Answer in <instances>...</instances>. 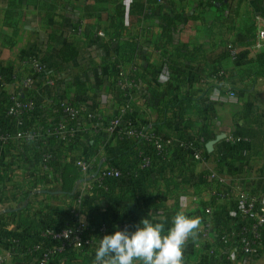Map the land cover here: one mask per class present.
Listing matches in <instances>:
<instances>
[{
  "label": "crops",
  "instance_id": "crops-1",
  "mask_svg": "<svg viewBox=\"0 0 264 264\" xmlns=\"http://www.w3.org/2000/svg\"><path fill=\"white\" fill-rule=\"evenodd\" d=\"M263 13L264 0H0V123L15 129L5 116L9 96L20 91L11 77L32 75L23 64L30 58L46 66V74L34 77L31 89L24 91L36 105L37 130L45 135L66 102L97 116L68 124L75 138L66 144L47 136L45 142L0 146L1 264H36L27 243L42 244L43 229L69 224L74 210L86 218L96 244L49 264H92L99 221L123 220L134 230L144 217L164 218L167 228L176 212L184 211L200 218V228L207 208L214 217L210 237L205 243L197 241V232L189 237L184 264H264V238L251 252L239 239L232 195L259 194L264 205V148L226 142L246 107L264 120V80L249 76L240 59L221 58L229 44L264 51L255 48L264 31ZM65 47L76 50L73 60L60 59ZM219 69L225 76L213 79ZM132 77L133 90L122 94L117 82ZM46 79L54 85L47 86ZM227 102H236L234 109ZM121 109L124 119L148 125L159 136L195 140L203 161L177 152L174 144L140 178L96 187L76 168V160L90 164V177L116 165L130 171L136 156L151 150L125 151L117 135L106 130ZM43 152L52 156L46 170ZM212 172L225 180L216 197L210 194Z\"/></svg>",
  "mask_w": 264,
  "mask_h": 264
},
{
  "label": "built area",
  "instance_id": "built-area-1",
  "mask_svg": "<svg viewBox=\"0 0 264 264\" xmlns=\"http://www.w3.org/2000/svg\"><path fill=\"white\" fill-rule=\"evenodd\" d=\"M81 27L78 28V33L81 32ZM257 50H264V31H260L257 36L255 45ZM230 58L236 60L234 50H230ZM3 62L0 61V65ZM23 64L27 65L32 75L27 76L23 80H17L15 76L11 77V82L19 88L18 93L9 96V106L6 110V118L11 119L14 123L15 131H11L7 126L0 123V146L6 147L14 142L34 143L37 140L44 141V138L56 136L62 143H68L75 138V131L68 127V124H83L92 122L97 119L96 114L86 111L83 107L77 106L74 103L66 102L60 106V119L48 127L44 135L35 127L37 121V108L31 98L24 97V91L30 90L33 84L34 77H41L46 74V66L38 58L24 59ZM225 76L223 70L216 71L213 79L220 80ZM47 86H53L54 80L46 79ZM135 84L133 80L120 79L117 82L118 89L123 93H129L133 90ZM231 97L234 94H230ZM124 111H118L117 116L106 123V130L115 133L120 140H142L147 143L154 153V156L159 160H164L169 152V149L175 144L184 151H188L193 160L197 162L203 161L200 148L196 147L193 140L187 142L175 141L171 137H162L153 133V130L143 125L138 126L130 120L123 118ZM229 145L247 143L248 140L234 138L229 136L226 138ZM52 160V156L48 152H43L41 156V164L43 169H48ZM154 162L150 154L140 152L136 168L138 171L147 170ZM79 172L94 182L95 186L103 189L106 182L109 180H119L126 176V173L116 167H107L98 171L94 176H90L91 166L88 162L78 159L74 162ZM88 175V176H86ZM209 181L212 184L210 194L212 197L218 196V188L225 185V180L216 172L211 173ZM233 199L239 204L237 208V218L239 219V235L247 237L245 251L251 252L258 245L263 244L264 238V205L261 203L259 194L248 193L244 191L232 192ZM205 219L201 227L197 231V241L205 243L210 237L213 228L212 223V208L205 209ZM116 226L123 229L127 227L129 230L132 226L128 222H119ZM107 233V227L102 225L98 229L99 236ZM43 241L50 243V246L43 252L38 260V264H49L51 259L58 254H65L71 250H80L84 247H93L96 242L88 233L86 218L78 211L72 212V221L70 224L62 227H46L42 231ZM3 258L0 257V264Z\"/></svg>",
  "mask_w": 264,
  "mask_h": 264
},
{
  "label": "clouds",
  "instance_id": "clouds-1",
  "mask_svg": "<svg viewBox=\"0 0 264 264\" xmlns=\"http://www.w3.org/2000/svg\"><path fill=\"white\" fill-rule=\"evenodd\" d=\"M200 218L177 211L166 228L164 218H142L129 230L113 226L99 238L92 264H184V247L194 237Z\"/></svg>",
  "mask_w": 264,
  "mask_h": 264
},
{
  "label": "trees",
  "instance_id": "trees-1",
  "mask_svg": "<svg viewBox=\"0 0 264 264\" xmlns=\"http://www.w3.org/2000/svg\"><path fill=\"white\" fill-rule=\"evenodd\" d=\"M92 1H94V2H107V3H111V2L116 3L117 2V0H92ZM214 3L223 4V0L217 1V2L214 1ZM120 7L121 6L119 5L116 8V14L115 15L117 17L121 13V11H119ZM231 49L235 51L236 58H238L244 62V65L246 67L245 72L247 74H249V76L253 77L254 80H257V79H263L264 80V51H259V52L253 53L252 51H249L246 49L236 50L234 48L233 44H229L227 49L223 51L221 58L223 59L225 57L230 56V50ZM76 54L77 53H76L75 49L65 47V48L61 49V51H60V59L62 61L71 60V59L73 60L76 57ZM219 70H222V69H219ZM216 71H218V70H216ZM216 71H215V73H216ZM224 74H225V72H224ZM130 80H133L134 84H135V82H136L135 77H132ZM122 94H124V93L122 92ZM239 114H240L238 117L239 123H236L235 128L233 129V131L231 133L232 137L240 138V139H246V140H248V142H251L250 144L254 145L256 148L263 149L264 148V120L261 117V115L253 107H249V109L246 107ZM137 125L141 126L140 124H137ZM143 126L147 127L148 125H143ZM10 130L15 131V129L14 130L10 129ZM153 133L156 134L154 129H153ZM118 139H119V137H118ZM188 140H191V139H184V140H177V141L187 142ZM119 141L123 145L122 147L125 148V151H129V149H133V150H137V152H138L139 150L141 151L144 146L149 147L147 145V143L143 142L142 140H131V139L120 140L119 139ZM193 141H194L196 147L200 148L198 143L195 140H193ZM175 147H176L175 150L181 154H190L188 151H184V150L180 149L179 147H177V145ZM149 149H150V147H149ZM141 152L144 153V151H141ZM146 154H150L153 157L154 161L155 160L160 161L159 159H157V157L154 156V153L151 150L149 153H146ZM137 160H138V155L136 156V161L132 164V169L130 171L122 170V167L120 165L115 166L117 169L122 170L123 172L126 173V176H124L122 178L138 179L143 175L145 170L138 171V168H136V166H135L137 163ZM210 175H211V173L209 174V176ZM209 176H208V180H209ZM209 183H211V182L209 181ZM106 184H107V182L105 183L103 189H106ZM209 186H210V184H209ZM211 187H212V184H211ZM238 206H239V204L237 203V206L235 208V216H237ZM205 217H206V215H205ZM119 222H124V221L123 220L122 221L121 220H114V221H106V222L105 221L104 222L99 221V225L97 226L96 230L98 232L99 227L102 225H105L107 227V233L106 234H110L113 231V226L114 225L116 226ZM213 222H214V217H213V212H212V223ZM21 223H22V221H21ZM25 225L27 226V225H31V224L29 222H26ZM64 226H66V225H64ZM48 227H50V226H48ZM60 227H62V226H60ZM238 232H239V228H238ZM88 233L90 234L89 230H88ZM90 236H91V234H90ZM99 237H102V236H99ZM14 239L15 240L21 239V236H19V234H17V235H15ZM239 239L244 244L247 241H249V239L247 237L240 236ZM35 244L36 243H33L30 241L27 243V247H31V250H33V256L36 259V264H38L39 258L41 257L43 252L50 246V243L47 241H43L42 244H39V245H35ZM84 248H82V249H84ZM66 256H69V254H67V253L58 254L55 257H53L50 261L52 262L54 260H57L58 258H64Z\"/></svg>",
  "mask_w": 264,
  "mask_h": 264
},
{
  "label": "water",
  "instance_id": "water-1",
  "mask_svg": "<svg viewBox=\"0 0 264 264\" xmlns=\"http://www.w3.org/2000/svg\"><path fill=\"white\" fill-rule=\"evenodd\" d=\"M213 1H221V0H213ZM212 142L211 143H209L208 145H207V149L208 150H211V147H212ZM46 193H49V194H55L56 192H50V191H46Z\"/></svg>",
  "mask_w": 264,
  "mask_h": 264
},
{
  "label": "rangeland",
  "instance_id": "rangeland-1",
  "mask_svg": "<svg viewBox=\"0 0 264 264\" xmlns=\"http://www.w3.org/2000/svg\"><path fill=\"white\" fill-rule=\"evenodd\" d=\"M236 103V102H235ZM234 102H227V106H229L230 108L234 109L233 106L235 104ZM56 202H54L53 204H55ZM56 206V205H55Z\"/></svg>",
  "mask_w": 264,
  "mask_h": 264
}]
</instances>
